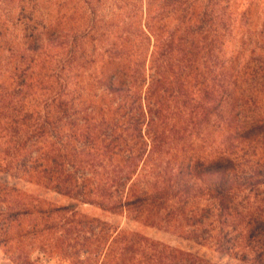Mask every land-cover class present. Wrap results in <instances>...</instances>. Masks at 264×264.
<instances>
[{"label":"trees","instance_id":"trees-1","mask_svg":"<svg viewBox=\"0 0 264 264\" xmlns=\"http://www.w3.org/2000/svg\"><path fill=\"white\" fill-rule=\"evenodd\" d=\"M74 1L0 0L18 4L32 54L43 41L66 47L64 62L75 80L74 88L69 81L58 91L53 78L60 76L53 73L32 76L19 64L6 71L2 179H23L149 226H171L219 253L264 264V53H250L239 67L234 57L199 49L214 46L213 38L190 40L189 51L173 50L172 38H155L163 49L148 56L145 36L107 40L91 19L74 21L73 11L65 19L73 25L47 19L52 5ZM97 47L105 57L90 72ZM179 102L187 122L180 121ZM187 131L201 141L191 152L176 148ZM34 201L0 180V233L9 236L20 218L34 216L42 230L63 228L50 218L70 213L66 223L88 232L76 231L87 248L84 257L74 255L76 264H215L96 218L74 219L70 207Z\"/></svg>","mask_w":264,"mask_h":264},{"label":"rangeland","instance_id":"rangeland-1","mask_svg":"<svg viewBox=\"0 0 264 264\" xmlns=\"http://www.w3.org/2000/svg\"><path fill=\"white\" fill-rule=\"evenodd\" d=\"M85 1L88 5L84 0H75L74 3L67 6L58 2L50 7V13L48 10L45 12L49 13L47 19L52 23L55 20L58 21L60 26L73 25V22L67 23L65 20L69 16L68 12L73 11L74 21L80 23L83 20H92L96 24V28H100L98 33L104 34L107 40H113L116 37L139 39L145 36L150 42L144 45L142 50L148 56L151 52L163 49L156 45L155 38L159 41L172 38L175 44L172 49L183 51L193 49L188 45L190 40L213 38L214 46L199 49L214 51L224 59L234 57L237 59L239 67L248 61L250 53H264L262 52L264 51V0ZM197 5L200 8H197ZM68 6L71 10L65 11ZM203 12L205 15L202 14ZM18 14L19 9L16 2L0 4V85L9 83V79L5 78L6 71L13 68L15 64H19V67H23V69L26 67L32 76H37L38 73H53L60 76V78H53L57 83L56 86L61 88H58V91H63L69 81V87L74 88L75 80L68 76L69 65L67 68V64L64 62L66 47L63 48L55 43L47 46L53 41L47 44L43 41L40 52L32 54L28 50L25 34L18 21ZM200 20H203V23ZM129 25H132L131 28H128ZM176 44L181 46L176 47ZM102 52L103 50L97 47L94 53L97 61L89 68L90 72L98 69V60L105 57L101 56ZM21 55L23 62H20L19 59ZM148 66L149 61H147ZM149 73L150 70L147 68L146 74ZM80 80L86 83L90 82L86 78ZM182 105V102L176 104L183 111L180 121L187 122L189 113L187 107L184 105L186 108H182ZM180 124L178 126H181ZM182 126L186 127V125ZM200 143L201 141L198 139L191 138L187 131L177 142L176 148L191 152L195 145L199 146ZM170 153V155L173 154V149ZM200 155H202L201 152ZM146 163L152 164L147 160ZM3 179L10 186L14 185L34 197L33 203L41 207L53 205L72 208L77 213L74 219L83 221L82 216L96 218L121 231L138 233L148 239L191 253L215 264H251L241 261L233 255L219 253L208 242L192 238L174 227L149 226L142 221L132 220L126 214L105 211L93 204L80 203L70 196L59 194L52 189L23 179L9 177ZM3 179L0 174V180ZM71 219L70 213L54 215L50 221L53 224L63 225V228L42 230L40 224L42 220L39 216L20 218L9 236L0 233V264H26L25 260L29 264H76L74 255L84 257L87 250L84 248L85 246H82L83 242L80 239L82 236L88 235V232L80 226L66 223ZM34 224L36 227L32 229ZM73 226L76 227L75 232L69 231ZM77 230H82L80 233L78 232L81 237L77 236L78 233L76 235ZM28 231H30L29 234H27ZM17 257L20 259H16Z\"/></svg>","mask_w":264,"mask_h":264}]
</instances>
